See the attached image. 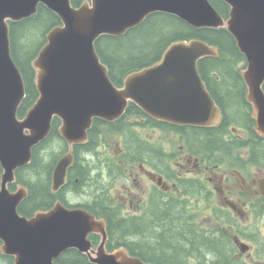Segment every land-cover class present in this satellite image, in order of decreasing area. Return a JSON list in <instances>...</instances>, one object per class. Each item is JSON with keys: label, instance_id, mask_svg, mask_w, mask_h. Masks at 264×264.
I'll return each mask as SVG.
<instances>
[{"label": "water", "instance_id": "95a60500", "mask_svg": "<svg viewBox=\"0 0 264 264\" xmlns=\"http://www.w3.org/2000/svg\"><path fill=\"white\" fill-rule=\"evenodd\" d=\"M229 6L224 19L209 0H0V253L13 264H54L75 249L92 264H153L132 257L124 248L105 250V223L83 209H67L59 202L31 218L17 208L26 198L24 188L14 193L7 185L14 171L27 165L32 149L43 142L53 118L68 152L58 161L52 178L55 192L66 181L73 145L87 142L93 119L113 122L134 104L150 118L177 126L215 127L221 110L209 94L198 62L219 57L218 49L191 39L168 45L150 66L128 73L120 86L108 75L95 42L101 36L120 37L149 15L174 16L195 28L225 29L234 39L246 67L240 71L245 100L254 111L256 129L264 134V0H221ZM41 5L60 19L31 62L38 97L22 119L18 108L25 97L24 81L14 63L9 23L34 16ZM100 234L95 250L89 234Z\"/></svg>", "mask_w": 264, "mask_h": 264}, {"label": "flooded vegetation", "instance_id": "af4514ba", "mask_svg": "<svg viewBox=\"0 0 264 264\" xmlns=\"http://www.w3.org/2000/svg\"><path fill=\"white\" fill-rule=\"evenodd\" d=\"M244 89L245 100V84ZM247 104L251 121L250 131L235 127H229L228 131L221 130L218 129L220 122L213 130L217 138L215 145H200L196 137L185 133L178 134L173 130L178 127L197 130L210 127L171 125L172 129L167 131L178 136L181 145L170 146L166 150L139 135L142 141L151 146H149L151 151L160 148L162 157H165L161 167L160 161L155 160L153 153H142L139 156V158L142 156L140 162H130L121 143V137L115 134L107 135L104 128L105 125L118 119L113 122L99 119L103 125L98 129L101 137L94 150L85 151L80 148L86 146L89 140L85 144L73 145L72 163L67 168L66 181L53 192L54 170L59 159L68 152L66 142L59 135L64 145L51 164L46 184L47 194L51 199L50 204L35 211L31 216L24 217L31 218L38 211H49L57 202L67 209L86 210L96 219L104 221L107 252L124 248L130 256L137 257L130 247L138 248L135 242L140 241L142 237L138 236V240L136 237L126 238L127 241L124 243L121 236L111 234L104 210L115 211L116 216L125 221L135 218V234L144 231L145 239H156L158 226L149 224L150 220L153 223L158 221L159 212L156 206L159 199L166 198L172 203L169 213L180 211L186 222L187 228L181 242L182 247L187 251L192 248L199 249V252L193 256L185 253L183 263L264 264V134L257 131L254 111L252 106ZM139 119L140 116L134 115L126 120L133 122ZM140 123L144 124L142 119ZM138 129L158 130L148 124ZM106 135L119 138L120 146L116 155L106 152L104 143ZM225 142L230 144L223 145ZM30 163L31 160L27 165L16 169L14 181L7 185L10 193H14L18 188H24L27 192L26 198L18 208L30 194L28 188L32 181L28 169ZM2 173L0 165V183ZM80 179H82L81 183ZM120 180L123 181L121 195L119 198H112L113 183ZM176 197L187 203L195 200L199 207L192 208L186 205L184 209L175 211L173 206ZM87 239L91 248L95 250L100 244L101 235L92 233ZM68 252H76L90 263L86 254L71 249L61 254L54 264ZM153 255L152 263L164 259L158 251Z\"/></svg>", "mask_w": 264, "mask_h": 264}, {"label": "trees", "instance_id": "16d2710c", "mask_svg": "<svg viewBox=\"0 0 264 264\" xmlns=\"http://www.w3.org/2000/svg\"><path fill=\"white\" fill-rule=\"evenodd\" d=\"M71 1L74 6H78L84 0ZM209 1L217 12L226 18L228 7L220 0ZM60 24V19L41 5L38 6V11L34 16L19 22L9 23L11 57L21 72L25 87V97L17 112L19 117L24 116L38 97L31 62L45 44V36L48 31ZM32 35L39 36L41 42L35 54L25 58L24 52ZM191 39L204 41L210 46L216 47L219 52V57H205L198 63L200 77L223 115L218 129L228 131L229 127H235L250 131L249 105L244 100L245 89L240 75V65L244 63V58L239 53L233 37L225 29H195L174 16L155 13L149 15L138 27L127 31L123 36H101L95 42V49L102 63L107 66L111 81L116 86H120L123 78L128 73L150 66L158 61L172 42ZM134 115L140 116L144 124L140 123L141 119L133 122L126 120ZM146 124L163 131L170 130L173 127L167 123L151 119L137 106L129 104L121 118L105 125L104 128L107 135L115 134L121 137V143L130 162H140L142 156L140 158L139 156L142 153H153L155 160L160 161L159 166L161 167L165 157H162L160 148H153L156 150L151 151L150 145L142 141L138 134V128L144 127ZM58 125L59 120L55 118L49 136L32 150L33 158L28 167L29 176L32 180L28 185L30 194L27 200L18 208V212L23 216H31L35 211L50 204L51 199H49L46 189L49 171L51 164L57 158V152L62 150L64 145L57 131ZM102 125L103 123L99 119L93 120L92 127L88 131L89 142L86 146L80 148L85 151L94 150L98 139L101 137L98 129ZM173 130L178 134L185 133L196 137L200 145L217 144L216 133L213 131L215 127L201 130L178 127ZM228 144L230 142L223 143V145ZM81 182L82 179H80ZM188 203L176 197L173 208L175 211L177 209L182 210ZM170 204L172 203H169L166 198L159 199L156 206L159 212L158 221L153 223L150 220L149 225L158 226L156 239H145L144 231L136 235V219L125 221L117 217L116 212L113 210H104L105 217H108V230L112 232L111 234L121 236L124 243L127 241L126 238L135 239L136 237L137 239L138 236H141L140 241L135 242L138 248L130 247V250L136 253L138 258L141 257L142 261L152 262L154 252L158 251L164 259L156 260L153 262L154 264H185L182 262L184 254L189 253L193 256V254L199 252V249L192 248L187 251L182 247L181 242L185 237L187 228L185 226L186 222L183 220L184 217L180 211L169 213ZM147 232L149 233V231ZM55 263L90 264L76 252L66 253ZM0 264H13V260L0 253ZM196 264H199V262Z\"/></svg>", "mask_w": 264, "mask_h": 264}, {"label": "rangeland", "instance_id": "374dc122", "mask_svg": "<svg viewBox=\"0 0 264 264\" xmlns=\"http://www.w3.org/2000/svg\"><path fill=\"white\" fill-rule=\"evenodd\" d=\"M40 42L41 41H40L39 36H37V35L33 36L32 35V37L30 39V43L24 52V57L29 58L30 56L35 54V52L39 48ZM240 67H241L240 70H243L245 68L244 63H241ZM138 133H139V135H141L142 138H146L150 143H152V144L155 143V144H157V146L162 147L163 150L164 149L166 150L170 146L176 147L177 145H181V143L178 139V136H175L168 131H163L160 129H158V130H153V129L140 130V129H138ZM104 143H105L106 152L107 153L110 152V153L116 155V152H118L119 146H120L119 138L117 139V138H114L111 136H109V137L106 136V137H104ZM121 180L113 183V189H111V192L113 195L112 198H119V195H121V190H122L121 185L123 184V181H121ZM188 205L192 208L193 207L194 208L199 207L198 202H196L195 200L189 201Z\"/></svg>", "mask_w": 264, "mask_h": 264}, {"label": "bare ground", "instance_id": "6f19581e", "mask_svg": "<svg viewBox=\"0 0 264 264\" xmlns=\"http://www.w3.org/2000/svg\"><path fill=\"white\" fill-rule=\"evenodd\" d=\"M221 2H223V1H221ZM223 4H225L227 7H228V11H229V6L226 4V3H224L223 2ZM222 16V15H221ZM223 17V16H222ZM224 18V17H223ZM225 19V18H224ZM242 55V54H241ZM243 56V55H242ZM243 58H244V65H245V67H246V60H245V57L243 56Z\"/></svg>", "mask_w": 264, "mask_h": 264}]
</instances>
